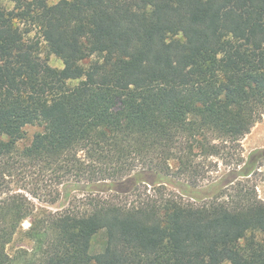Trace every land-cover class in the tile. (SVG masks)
<instances>
[{
	"label": "trees",
	"instance_id": "obj_1",
	"mask_svg": "<svg viewBox=\"0 0 264 264\" xmlns=\"http://www.w3.org/2000/svg\"><path fill=\"white\" fill-rule=\"evenodd\" d=\"M13 1L0 5V264H264L250 182L263 154L188 184L189 199L156 188L231 154L264 114V0ZM27 161L138 197L44 209L9 190L5 172ZM22 232L32 246L9 252Z\"/></svg>",
	"mask_w": 264,
	"mask_h": 264
},
{
	"label": "rangeland",
	"instance_id": "obj_2",
	"mask_svg": "<svg viewBox=\"0 0 264 264\" xmlns=\"http://www.w3.org/2000/svg\"><path fill=\"white\" fill-rule=\"evenodd\" d=\"M49 1L51 4H55L60 0ZM0 5L8 9H13L15 2L13 0H0ZM35 35L36 31L32 33V36ZM36 37H38V35H36ZM42 48V55L49 58V63L51 65L60 68L64 66L63 61L60 58L54 54L48 53L45 43H43ZM39 130L40 127L38 126H28L26 128L25 139L22 140L20 144L24 145L30 143L34 134ZM3 138L8 139L9 137L4 136ZM240 143L239 147L231 149V154H224V157H206L204 155L194 157L195 162L197 163V166L195 165L193 168L194 172L185 174L182 177L174 175L165 176L164 179H162V183H160V185H156V188L161 187L165 189L166 187L167 192L179 194L185 199H189L190 194H187L184 191L188 184H191L193 187L205 189L212 183L219 181L224 176H227L230 171L240 169L245 162L250 160V157L253 154L264 155V114L252 127L251 131L242 138ZM28 163L30 164H25L21 168L18 166V168L11 170V175H6L5 172L9 190L22 191L35 202L36 206H41L44 209L53 211L64 208L84 210L87 208L89 198L92 196H114L119 198V200H127L130 202L138 197V194L135 193L134 190L130 192H101L100 190L106 186L102 185L103 181L100 179H95V181L92 182L86 178L81 180L71 176L66 177L63 171H57L55 168L44 167L31 162ZM239 163L242 164L240 165ZM258 167L259 168L252 175H250V182L256 186L259 197L264 200V157L260 158ZM2 170L3 168H0V171ZM140 170H142L141 167H138L132 174H135ZM126 176L124 177V180L128 179V176ZM142 177L145 180L139 184L141 192L144 193L147 191L148 193H154V186L150 184V180L152 179L151 173L148 171L144 172ZM121 187H129L130 189L131 186L129 181H125L122 182ZM29 226L30 221H25L23 223V231H25ZM103 240L104 238L101 234L95 238L94 245L98 247ZM20 246H32V242L23 235V232L16 235L14 241L8 245V251L13 253Z\"/></svg>",
	"mask_w": 264,
	"mask_h": 264
}]
</instances>
